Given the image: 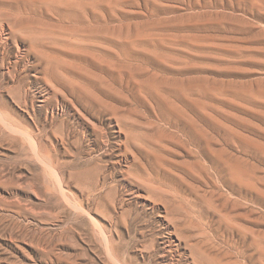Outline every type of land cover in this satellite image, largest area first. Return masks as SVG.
<instances>
[{"label":"rangeland","instance_id":"rangeland-1","mask_svg":"<svg viewBox=\"0 0 264 264\" xmlns=\"http://www.w3.org/2000/svg\"><path fill=\"white\" fill-rule=\"evenodd\" d=\"M0 264H264V0H0Z\"/></svg>","mask_w":264,"mask_h":264},{"label":"bare ground","instance_id":"bare-ground-1","mask_svg":"<svg viewBox=\"0 0 264 264\" xmlns=\"http://www.w3.org/2000/svg\"><path fill=\"white\" fill-rule=\"evenodd\" d=\"M189 111V110H188ZM175 115L177 116L178 115V113L177 112H175ZM240 138V137H239ZM245 143V142H244ZM233 179V178H232Z\"/></svg>","mask_w":264,"mask_h":264}]
</instances>
